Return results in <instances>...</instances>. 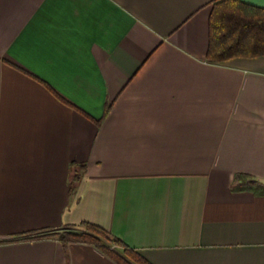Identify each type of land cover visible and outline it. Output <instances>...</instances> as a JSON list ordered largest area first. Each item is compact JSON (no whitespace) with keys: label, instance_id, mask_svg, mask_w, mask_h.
Wrapping results in <instances>:
<instances>
[{"label":"crops","instance_id":"crops-1","mask_svg":"<svg viewBox=\"0 0 264 264\" xmlns=\"http://www.w3.org/2000/svg\"><path fill=\"white\" fill-rule=\"evenodd\" d=\"M213 1L0 0V264H118L18 240L84 221L151 264H264L238 187L264 182V55L207 59Z\"/></svg>","mask_w":264,"mask_h":264},{"label":"trees","instance_id":"trees-1","mask_svg":"<svg viewBox=\"0 0 264 264\" xmlns=\"http://www.w3.org/2000/svg\"><path fill=\"white\" fill-rule=\"evenodd\" d=\"M261 55H264V8L240 0H214L209 19L207 59L222 62L234 57ZM110 108L111 104H108L106 113ZM241 180L238 183L241 189L264 193V182L246 176L241 177ZM81 226L83 227L81 231L67 228L59 234L57 230H47L18 240L59 234L64 247L70 242H85L95 245L118 264H151L136 249L125 244L105 228L87 221L82 222ZM114 247H121L123 251L115 250Z\"/></svg>","mask_w":264,"mask_h":264},{"label":"rangeland","instance_id":"rangeland-1","mask_svg":"<svg viewBox=\"0 0 264 264\" xmlns=\"http://www.w3.org/2000/svg\"><path fill=\"white\" fill-rule=\"evenodd\" d=\"M82 230H83V229H82ZM77 231H78V230H77ZM79 231H81V230H79ZM62 233H63V230H61L59 234H62ZM114 248H115V250H118V251H120V252L123 251V249H122L121 247H114Z\"/></svg>","mask_w":264,"mask_h":264}]
</instances>
